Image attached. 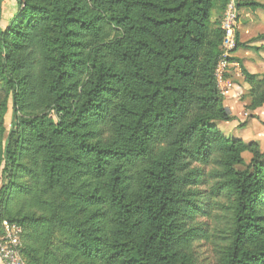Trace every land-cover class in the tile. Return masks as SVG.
Here are the masks:
<instances>
[{"label":"trees","instance_id":"trees-1","mask_svg":"<svg viewBox=\"0 0 264 264\" xmlns=\"http://www.w3.org/2000/svg\"><path fill=\"white\" fill-rule=\"evenodd\" d=\"M226 1L15 0L2 27L0 0V223L22 229L25 264H195L203 199L232 211L219 264H264V153L215 125L232 120L211 22ZM241 71L261 107L264 74Z\"/></svg>","mask_w":264,"mask_h":264},{"label":"rangeland","instance_id":"rangeland-1","mask_svg":"<svg viewBox=\"0 0 264 264\" xmlns=\"http://www.w3.org/2000/svg\"><path fill=\"white\" fill-rule=\"evenodd\" d=\"M255 1L258 0H227L222 9L216 5L211 12L212 24L219 27L223 33L220 46L222 53L225 36L223 29L224 22L229 10L228 7L231 3L233 4L231 11L234 13L235 46L226 58L228 66L222 70L220 80L217 82V85L219 83V95L223 100L225 108L227 106L231 108L232 113L230 115L232 120L230 122H216L215 125L225 137L240 140L245 144L255 143L259 146L260 151L264 153V105L256 109L249 107L251 102L249 96L250 87L241 71L244 67L239 64L234 56L237 49L252 50L253 63L257 65L259 60H255L256 57L254 56L260 55V51L264 53V39H255L259 36H264V12L261 9H252L241 5L243 2ZM15 12V0H6L2 14V27L7 25V22H9ZM245 22L246 24L244 25ZM245 28L251 32H245ZM241 32L244 35L243 43L240 42ZM237 42L239 47H236ZM261 64L259 67H255L256 72L250 71L248 73L260 78L264 74V60ZM32 86L35 90L37 89V80H32ZM4 100L5 92L0 86V104ZM0 113H3L4 127L8 131L12 117L10 100H8L5 108L0 109ZM241 156L245 164H248L252 158L249 152H244ZM205 202L206 200L203 199L202 203L204 204L203 208L205 212L198 214L193 221V228L197 229V236L192 241V257L195 260V264H219L220 257L227 246L225 240L227 233L230 231L232 211L229 209L230 205H227L224 201H222V204L225 205V208L215 207L210 202ZM33 207L34 204L28 199L19 197L10 202L8 210L11 215L21 217L31 213ZM256 212L260 218L257 223L264 228V199L257 206ZM6 224H9V222L2 220L0 228ZM30 234L31 239L34 242L36 241L39 247L41 242L39 231L32 229L30 230ZM256 242L264 243V232L258 236Z\"/></svg>","mask_w":264,"mask_h":264},{"label":"built area","instance_id":"built-area-1","mask_svg":"<svg viewBox=\"0 0 264 264\" xmlns=\"http://www.w3.org/2000/svg\"><path fill=\"white\" fill-rule=\"evenodd\" d=\"M232 3L229 5V10L226 14L224 22V39H223V51L221 53V60L215 70L216 83L220 80L222 70H224L228 63L226 58L235 46L234 38V13L231 11ZM219 85V83H218ZM217 85V86H218ZM219 89V87H218ZM21 236L22 229L16 224H6L1 228L0 235V262L2 264H25L21 257Z\"/></svg>","mask_w":264,"mask_h":264},{"label":"crops","instance_id":"crops-1","mask_svg":"<svg viewBox=\"0 0 264 264\" xmlns=\"http://www.w3.org/2000/svg\"><path fill=\"white\" fill-rule=\"evenodd\" d=\"M255 3L264 5L263 0L255 1ZM245 24H246V22L244 23V25ZM245 32L250 33L251 31H249L248 29L245 28ZM243 36H244L243 32H241V35H240V42L241 43H243V41H244ZM251 52H253V51L252 50L237 49V51L234 53V56L238 60L239 64H241L247 72H250V71L256 72L255 67H259V65L264 60V53L262 51H260V53H261L260 55L257 54L256 56H254V57H256L255 60L256 59L259 60L258 62L256 61L257 62V65H256L253 63L254 59L251 56ZM226 109L228 110L229 113H232L231 108L229 106H227ZM258 115L260 116V114H258ZM0 264H2V263L0 262Z\"/></svg>","mask_w":264,"mask_h":264}]
</instances>
